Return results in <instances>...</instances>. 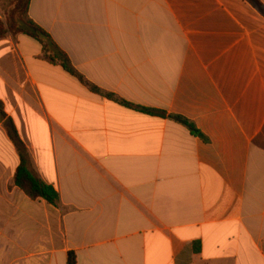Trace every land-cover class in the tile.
Returning a JSON list of instances; mask_svg holds the SVG:
<instances>
[{
    "label": "crops",
    "instance_id": "1",
    "mask_svg": "<svg viewBox=\"0 0 264 264\" xmlns=\"http://www.w3.org/2000/svg\"><path fill=\"white\" fill-rule=\"evenodd\" d=\"M258 1L31 0L89 82L166 117L91 93L28 36L0 41V102L60 196L15 186L0 123V264H264Z\"/></svg>",
    "mask_w": 264,
    "mask_h": 264
},
{
    "label": "trees",
    "instance_id": "2",
    "mask_svg": "<svg viewBox=\"0 0 264 264\" xmlns=\"http://www.w3.org/2000/svg\"><path fill=\"white\" fill-rule=\"evenodd\" d=\"M3 0H0V4ZM9 2V11L5 12V20H0V41L13 36L19 35L28 36L39 42L43 48V59L51 65L62 67V69L77 79L79 83L87 88L91 93L114 101L119 105L136 110L140 113L150 116L164 118L166 114L160 111L149 110L129 104L116 95L106 93L100 88L89 82L83 75H81L72 65L69 57L55 44L52 38L36 25L29 18V8L31 0H7ZM257 8L261 7L258 0H248ZM178 123L187 127L194 136L203 138V135L195 128L193 124L181 117L170 116ZM0 123L7 131L8 137L15 146L20 158V166L15 175V186L22 190L29 198L33 200H45L51 206H58L60 202L59 193L52 187L45 184L38 176L33 168L31 154L21 139L13 120L6 114L3 103L0 102ZM69 264H75L73 254L69 256Z\"/></svg>",
    "mask_w": 264,
    "mask_h": 264
},
{
    "label": "rangeland",
    "instance_id": "3",
    "mask_svg": "<svg viewBox=\"0 0 264 264\" xmlns=\"http://www.w3.org/2000/svg\"><path fill=\"white\" fill-rule=\"evenodd\" d=\"M6 9V12H8L10 9H9V2L7 0H3L0 4V10H1V13H2V19L5 20V12L4 10ZM10 37H13L10 35Z\"/></svg>",
    "mask_w": 264,
    "mask_h": 264
}]
</instances>
